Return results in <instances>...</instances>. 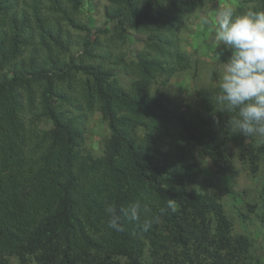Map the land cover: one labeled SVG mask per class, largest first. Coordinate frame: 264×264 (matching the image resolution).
I'll return each instance as SVG.
<instances>
[{"label":"trees","instance_id":"obj_1","mask_svg":"<svg viewBox=\"0 0 264 264\" xmlns=\"http://www.w3.org/2000/svg\"><path fill=\"white\" fill-rule=\"evenodd\" d=\"M102 1L98 31L114 30L123 45L160 10L166 21L128 62L122 51L109 64H87L93 42L83 16L93 0H0V264H258L252 239L233 233L223 204L188 185L199 176L198 155L226 174L233 144L257 171L264 138L230 132L235 113L215 104L219 86L199 92L195 108L167 94L185 67L179 28L199 0ZM249 9L264 10V0H240L238 12ZM72 31L85 34L81 57L70 53ZM107 53L103 60L114 55ZM122 75H132L128 86ZM78 79L87 109L109 129L98 151L72 104ZM42 120L50 127H39ZM136 201L141 221L160 222L148 231L123 219V231L107 228L106 205ZM259 220L264 226V210Z\"/></svg>","mask_w":264,"mask_h":264},{"label":"rangeland","instance_id":"obj_2","mask_svg":"<svg viewBox=\"0 0 264 264\" xmlns=\"http://www.w3.org/2000/svg\"><path fill=\"white\" fill-rule=\"evenodd\" d=\"M199 6L191 12H188L183 18L178 34L181 36L179 48L181 55L185 58V67L180 68L176 75L170 80L167 87V94L174 104L188 108L197 106L199 92H207L210 88L218 87L222 81V57L226 56L228 48L224 45L214 46V21L215 13L218 9L228 6L238 12L240 0H199ZM106 3L102 0H93L91 10L84 13V21L90 22L91 28L90 40L91 56H84L82 51L81 36L85 34L81 31H72V44L70 53L78 57L83 55L85 63L93 64L102 62L109 64L122 51L125 52V59L128 62L137 52L145 48L144 42L149 36L156 34L165 23V12L160 10L152 18L144 21L138 30L132 31L128 36L131 37L126 45L115 37L112 30L109 33L99 32L106 25L104 9ZM239 13V12H238ZM207 17L209 24L203 22ZM116 50V51H115ZM134 50V52H132ZM112 51V52H110ZM109 54L110 59H104L103 56ZM212 73V74H210ZM133 79L132 75H122L121 81L123 85H129ZM162 78L157 77L156 83ZM74 88L79 96L77 101H72L73 105H79L83 110L80 114L82 118L81 126L85 128L87 143L93 149L98 151L102 140L109 134L107 122L97 109L88 110L85 101L79 95L81 89L80 79L73 81ZM157 85V84H156ZM78 86V87H77ZM75 96V97H76ZM69 112L78 114L74 108H69ZM38 123L41 128H49L48 122ZM256 137L255 139H260ZM249 141V140H247ZM260 142V141H259ZM255 143L253 150L259 144ZM232 153L235 156L225 169L226 174H221L217 166L205 156L198 155L200 173L199 176L188 185L189 189L197 193H206L214 196L229 216L233 219V233L247 232L253 242L251 253L258 264H264V226H262L259 216L264 210V191L262 185L264 182V162L260 158L258 170L253 171L248 161L240 151L238 146H231ZM243 151V150H242ZM244 152V151H243ZM230 165V166H229ZM249 206H254V210L250 212ZM243 211L249 215L251 222H243L238 212Z\"/></svg>","mask_w":264,"mask_h":264},{"label":"clouds","instance_id":"obj_3","mask_svg":"<svg viewBox=\"0 0 264 264\" xmlns=\"http://www.w3.org/2000/svg\"><path fill=\"white\" fill-rule=\"evenodd\" d=\"M203 22L209 24L207 17ZM214 46H226L232 51L227 62L222 63L223 75L215 104L221 111L235 113L228 121L232 134L264 138V10L249 9L238 13L232 7H222L215 13ZM212 74V73H210ZM167 209L175 211L173 199ZM142 206L139 201L120 206L108 204L107 228L123 231L122 219L136 222L144 231L160 222V216L141 221ZM165 209H161V215Z\"/></svg>","mask_w":264,"mask_h":264}]
</instances>
